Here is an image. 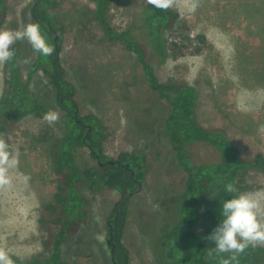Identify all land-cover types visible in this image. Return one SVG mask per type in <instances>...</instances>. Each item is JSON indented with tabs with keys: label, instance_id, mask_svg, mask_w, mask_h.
Wrapping results in <instances>:
<instances>
[{
	"label": "rangeland",
	"instance_id": "obj_1",
	"mask_svg": "<svg viewBox=\"0 0 264 264\" xmlns=\"http://www.w3.org/2000/svg\"><path fill=\"white\" fill-rule=\"evenodd\" d=\"M145 1L109 0L108 22L116 30L138 23ZM30 2L8 0L0 30L22 28L29 19ZM53 8L63 26L60 59L66 78L75 87L79 111L95 114L106 128L104 152L111 157L120 151L147 155L148 171L131 197L123 243L130 264H158L153 246L163 218L162 205L177 195L184 173L157 122L161 114L152 103L155 97L135 55L122 44L103 38L93 19L92 2L54 0ZM171 8L178 12V24H185L190 36L203 39L194 43L200 46L198 52L167 57L155 65L158 81L194 86L198 91L196 119L202 126L221 128L246 157L264 155V0H196L194 9L192 0H176ZM132 33L142 38L139 30ZM35 59L30 45L21 62L24 75ZM32 73V94L46 101L60 119L50 125L44 116L29 115L6 129L7 142L19 163L12 185L0 188V248L22 258L44 249L45 233L39 219L56 208L51 151L63 130V113L55 104L53 88L39 68ZM2 88L0 65V95ZM189 151L195 163L219 158L206 143H193ZM74 155L79 166L94 165L85 147H74ZM243 179L246 190L242 193L264 190V172L250 169ZM81 194L88 210L85 232L64 247V256L79 264H109L105 218L118 193L102 186ZM212 198L210 192L199 205L197 229L202 233L212 230L207 218ZM259 264H264V258Z\"/></svg>",
	"mask_w": 264,
	"mask_h": 264
},
{
	"label": "trees",
	"instance_id": "obj_2",
	"mask_svg": "<svg viewBox=\"0 0 264 264\" xmlns=\"http://www.w3.org/2000/svg\"><path fill=\"white\" fill-rule=\"evenodd\" d=\"M7 1L0 0V24L5 17ZM88 1L94 4L93 19L100 26L103 38L122 44L135 55V62L141 67L147 87L155 97L152 103L161 114L157 122L174 152L177 165L184 173L177 195L162 205L163 218L153 246L158 264H219L222 258H229L232 254L213 253L210 256L209 250L214 248V242L207 237L223 219L221 209L224 200L246 190L244 174L250 169L264 172V155L256 153L246 157L221 128L202 126L196 119L198 91L194 86H178L158 81L154 73L155 65L162 64L167 57L176 59L198 52L200 46L194 43L203 39L199 35L190 36L187 26L178 24L177 11L172 8L159 10L146 0L138 23L116 30L106 16L109 0ZM53 7L54 0H31L29 19L24 21V25L39 24L46 42L55 48L53 54L46 57L36 52L30 71L24 75L21 62L30 44L26 40L17 41L12 45L14 57L2 65L0 135L6 142V129L9 125L29 115L43 117L50 110L46 101L31 92L32 72L35 68H39L47 78L54 90L55 104L63 113V130L51 151L57 184L53 198L56 208L51 214L39 219L45 233L43 252L29 258L8 254L13 264H79L64 256V247L78 233L83 232L84 235L85 232L83 227L88 210L81 192L96 191L106 186L118 193L105 218L108 261L109 264H130L123 235L131 197L143 185L148 171L147 155L143 151H120L115 157H111L104 152L103 143L108 136L106 128L95 114H82L79 111L75 87L66 78L60 59L63 26ZM133 29L139 30L141 39L134 36ZM193 143H206L214 147L218 160L193 162L189 151V146ZM76 146H83L88 150L94 165L77 164L74 155ZM228 183L234 185L236 192L225 191ZM210 192H213V198L208 207L207 218L212 230L202 233L197 229L199 205ZM263 258V246H249L237 255V261L233 264H259Z\"/></svg>",
	"mask_w": 264,
	"mask_h": 264
},
{
	"label": "clouds",
	"instance_id": "obj_3",
	"mask_svg": "<svg viewBox=\"0 0 264 264\" xmlns=\"http://www.w3.org/2000/svg\"><path fill=\"white\" fill-rule=\"evenodd\" d=\"M149 5L159 10H168L176 0H147ZM193 9L196 0H192ZM26 40L32 49L43 56H51L55 51L53 45L46 42L37 23H28L17 30H0V65L10 61L15 53L12 45L17 41ZM43 119L51 124L59 121V113L49 110ZM264 127V126H262ZM18 156L14 155L9 144L0 135V188L10 187L13 183V171L18 167ZM27 179V178H25ZM227 193L236 192L233 184L225 185ZM223 219L209 234L207 239L214 242L213 253H231L229 258H222L219 264H233L237 255L243 253L249 246L264 245V190L240 193L225 199L221 209ZM0 264H13L10 255L0 248Z\"/></svg>",
	"mask_w": 264,
	"mask_h": 264
}]
</instances>
